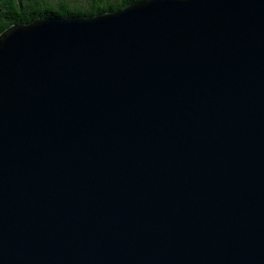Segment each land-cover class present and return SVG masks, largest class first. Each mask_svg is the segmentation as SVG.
Listing matches in <instances>:
<instances>
[{
	"label": "water",
	"instance_id": "1",
	"mask_svg": "<svg viewBox=\"0 0 264 264\" xmlns=\"http://www.w3.org/2000/svg\"><path fill=\"white\" fill-rule=\"evenodd\" d=\"M0 264H264V0L2 31Z\"/></svg>",
	"mask_w": 264,
	"mask_h": 264
},
{
	"label": "trees",
	"instance_id": "2",
	"mask_svg": "<svg viewBox=\"0 0 264 264\" xmlns=\"http://www.w3.org/2000/svg\"><path fill=\"white\" fill-rule=\"evenodd\" d=\"M139 0H0V33L15 23H30L48 16H96Z\"/></svg>",
	"mask_w": 264,
	"mask_h": 264
},
{
	"label": "rangeland",
	"instance_id": "3",
	"mask_svg": "<svg viewBox=\"0 0 264 264\" xmlns=\"http://www.w3.org/2000/svg\"><path fill=\"white\" fill-rule=\"evenodd\" d=\"M20 1V0H19ZM120 10V9H119ZM22 24H27V23H22Z\"/></svg>",
	"mask_w": 264,
	"mask_h": 264
}]
</instances>
